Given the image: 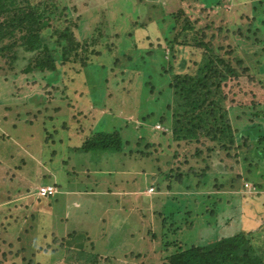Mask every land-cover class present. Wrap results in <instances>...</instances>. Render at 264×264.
I'll use <instances>...</instances> for the list:
<instances>
[{
    "label": "rangeland",
    "instance_id": "rangeland-1",
    "mask_svg": "<svg viewBox=\"0 0 264 264\" xmlns=\"http://www.w3.org/2000/svg\"><path fill=\"white\" fill-rule=\"evenodd\" d=\"M32 2L35 7L40 5L36 14L47 7L52 9L50 30L67 28L79 45L78 52L84 49L82 54L96 67L76 75L73 66L68 65L59 74L53 73L57 77L54 83L59 82L56 84L59 91H54L52 87L44 88L41 75L33 71L34 77H30L32 73H24L31 57L34 59V52L9 64L0 62L2 144L23 153L17 156L21 161H10L11 155L6 158L1 154L0 264H161L176 246L188 248L208 244L236 234L242 224L254 231L263 223L264 192L255 189L252 182H233L242 173L236 161L240 157L248 159L249 154L240 153L238 158L231 151V157H227L226 151L216 146L213 153H208L206 148H211L212 144L204 141L197 147L201 156L195 157L196 149L185 146V142H175L172 131L156 122L155 116L144 117L143 122L141 119L151 109H157L161 115L168 114L170 119L171 112L165 105L173 101V92L169 90L168 97L165 96L168 94L166 86L177 75H202L201 70L206 66L224 77L219 84L226 97L223 109H229L230 113L235 107L234 113L240 118L237 123L234 121L236 128L262 130L264 0ZM155 2L162 3L174 20L172 16V20L163 22V18L156 19L145 36H133L134 29L147 23V10L143 4ZM27 5L28 0H17L12 10L18 11ZM154 6L158 7V4ZM172 25H175V32ZM137 30V35L142 34ZM154 30L157 39L168 37L170 40L161 44L165 69L169 72L157 80L159 90L165 91H162L160 101L151 106L144 99L152 100L153 97L144 98V83L139 81L148 70L140 71L144 67L139 61V71L126 70L125 65L131 64L125 58L130 55L127 50L132 49L134 38L139 39L141 49L148 52L146 47L153 41ZM46 32L49 33V29ZM177 32L180 36L175 38ZM15 36L14 40L20 45L21 34L15 33ZM147 36L150 38L145 40ZM170 42L173 53L168 51ZM198 43H207L210 49L198 46ZM147 57L151 69L155 58ZM219 59H223L227 67L220 64ZM229 67L232 72L228 71ZM152 77L151 81H154ZM65 87L66 91L63 90ZM82 92L83 96L88 94L96 102L101 96L100 104L91 102L89 105V109H97V119L92 115L88 122L78 115L73 118L66 101L61 104L54 100L69 94L72 100L86 104ZM42 97L45 100L52 97V100L45 103ZM39 102L42 104L35 106ZM59 105L61 109L56 113L59 116L54 117L61 119L54 120L57 125L49 129L50 134H55L48 138V143L42 144L44 135L41 137L36 129L41 119L34 120L33 114L47 107L53 110ZM244 106L247 108H242ZM254 107L257 110L252 109ZM77 110L78 106L74 115ZM257 112L260 115H256ZM19 114L20 118L16 116ZM4 117L6 122L2 120ZM66 123L72 131L79 128L77 135L69 133L71 140L67 139L68 143L83 142L96 130L112 132L121 128V137L129 141L124 153L137 155L136 151L141 149L149 156L133 160L123 153L70 152L74 145L65 146ZM12 125L15 128H11ZM141 138L143 141L139 142ZM38 148L45 153H40ZM249 159L252 164L257 162L252 150ZM206 167H211L206 189L198 190L193 175L183 180L187 185L191 184L189 188L184 187V183L176 184L173 178L176 186L170 185L167 179L163 181L162 174L169 170L178 173V169L187 174L191 170L199 173ZM218 172H223L224 177L220 178L221 184L216 188L210 183L218 179ZM40 184L54 185L58 194L37 199L36 188L42 186ZM149 189L152 190L149 192ZM117 199L128 202H117ZM253 209L259 213L254 220ZM255 237L259 241L256 247L264 259V228L255 233ZM109 256L114 261H108Z\"/></svg>",
    "mask_w": 264,
    "mask_h": 264
},
{
    "label": "trees",
    "instance_id": "trees-1",
    "mask_svg": "<svg viewBox=\"0 0 264 264\" xmlns=\"http://www.w3.org/2000/svg\"><path fill=\"white\" fill-rule=\"evenodd\" d=\"M16 1L17 0H0V43L4 42L0 44V62L7 61L9 64L11 61L17 60L19 57H23L24 54H32L34 52V59L31 57V61L25 68L24 73L30 74L34 71V73L41 75L45 81L44 88L52 87L54 91H59L58 86L56 85L59 82L54 83L56 82L55 80L57 77H55L53 73L59 74L61 70H65L63 69L64 67H67L68 65L73 66L74 70H76V75L82 74V70H94L93 67L96 66L90 64L87 56L82 54L84 49H82V51L80 50L81 52H78L79 45L75 43L73 36L69 33L67 28H64L63 26L62 28L56 27L55 29L50 30V17L53 14L52 9L47 7L46 9L40 11V14H36L40 5L35 7V5L32 4V0H28L27 6L21 7L18 11H14L12 8L16 7ZM156 4H158V7H152ZM143 5L147 10L145 13L147 16V23L134 29L131 33L133 36L135 35L142 38L156 19L159 21L163 18L162 22L167 19L172 20V18L174 20L172 14L169 15L166 13L165 6L160 2H155L154 4L144 3ZM174 26L175 25H172V28L175 32L176 29H174ZM172 28L168 31L169 33H171ZM186 28L190 30L188 25ZM48 29L50 31L49 33L46 32ZM137 29L141 30L139 33L142 34L137 35ZM15 33L21 34V38H19V40H21L20 45H18L14 40L16 39ZM45 34L47 36H45ZM155 36L156 33L154 30L153 41L149 42L146 47L148 52H144V49H141L142 46L140 45L142 42L139 39L134 38L132 49L130 51L127 50L130 55L125 58L126 62L131 64L125 65L126 70L139 71L137 61L141 62L142 68H145L140 71L145 72L148 70V73L145 76L144 73L139 81L144 83V87H142L144 90V98L153 97L152 100L147 98L144 99V101H148L151 106H154V103H158L160 101V98L162 97L161 93L162 91H165L164 89L159 90V82H157V80L162 78V75H166L169 72L165 69L166 62L164 61V50H161L163 47L161 44L164 43V40L165 43L166 41L169 43L170 40L168 37H165L164 40H159L157 39V36ZM179 36V32L174 34L175 38H178ZM144 38L146 40V38L149 39L150 37L147 36ZM202 38H205V33L202 35ZM158 41H161L160 45H158ZM50 42H53L54 44L51 45ZM206 44L198 43V46L210 49V45ZM17 47L19 50H17ZM169 48L170 49H168V51L172 50L171 42ZM170 52L173 53V50ZM147 56H152V59L153 57L155 58V62L152 64L151 69H149L150 65L146 61L148 60ZM159 62H162V64H159ZM218 62L227 67L223 59H219ZM182 66L184 68V64ZM228 71L232 72V69L229 67ZM201 72L203 73L202 75L191 76L189 74H185L174 76L172 78V82L166 86L168 88V94L165 96L168 97L169 90H172L173 92V101H171V103L167 102L165 105V108L171 112L170 119L168 114L161 115L160 112L156 111L157 109H155V111L151 109L148 114H144L141 119L142 122L145 121L144 117L148 118L150 116H155L156 122H159L161 125L172 131L173 140L175 142H185V146H192V150L196 149L194 154L195 157L198 155L201 156L202 152L200 149H197V147L204 141L212 144L211 148H206L208 153H213V148L216 146L221 151H226L227 157H231V151H233L235 156L238 158L240 153L249 154L248 159H241L240 157L239 160L236 161V163L240 164L242 173L237 175L233 179V182L234 184L235 182H252L255 189L260 192H264V128H262V130L257 129V131L238 130L236 125H234V121L236 120L237 123L240 118L234 113L235 107L230 111V113L229 109L226 111L223 109V105L226 103V97L223 95L219 84L221 80H224V77H220L219 73L214 72L213 69H208L206 66L203 67ZM34 73H32L30 77H34ZM152 75L154 76V81H151L153 78ZM29 89H31L30 86ZM63 90L66 91V87ZM83 94L84 92L81 93L82 96ZM83 97L86 98V104L81 101L72 100L71 95L69 94H67L64 98L57 97L58 99L54 100L61 104L62 101H66V107L69 108V111L72 110L70 114H73V118H76L78 115L81 116L84 121H87L91 115V117L98 116L97 109L95 108V110H91L89 109V105H92L91 102L94 104H100V100L102 98L101 96L97 97L98 101L96 102V99H92L88 94ZM41 99L45 103H50L52 97L47 98L48 100H45L44 97ZM40 104H42V102L37 103L35 106H39ZM29 105L33 106V103H30ZM77 106L78 112L76 111V115H74L75 107ZM104 108L105 103L102 109ZM242 108H247V106ZM256 108L257 107H254L252 109ZM60 109V105L56 106L53 110L47 107L40 109L37 113L33 114L34 120L37 121L38 119H41L36 129L40 133L41 137L44 135L42 138V144L48 143V138L54 136L55 132L50 134L49 129L57 125H54V120L61 119V117H54L59 116L56 113L59 112ZM256 115H260L259 112H257ZM16 116L20 118V114ZM2 120L6 121V118L4 117ZM125 123L127 122L125 121ZM66 125L67 123L64 124V128ZM11 128L15 127L12 126ZM66 129L68 133L66 132L64 134L67 141V145L65 146L67 148L70 145H74L69 149L70 152L123 153L124 156H128L133 160H141L142 157L147 158L149 156V153H146L141 149L136 151L137 155L131 152L129 154L124 153L125 147L129 144V141L126 139L123 140L121 137L119 133L121 128L112 132L96 130L91 132V135L87 136L85 141L83 140V142L81 141L76 144H72L70 142L68 143V140H71V138H69V133L77 135L79 133V128L75 129L77 131H72L69 127H66ZM112 129H116V127H112ZM3 136L4 135H0L1 146H4L2 144L4 139ZM142 141L143 140L141 138L139 142ZM139 142L136 140L137 146L139 145ZM248 142L251 143V147ZM52 143L54 144V141H52ZM42 148L39 149V152L45 153V150ZM251 150L257 159L255 164L250 163L249 158ZM177 171L178 173L169 170L167 174H162L163 181L164 179H167L168 183L170 182V185L176 186V184H183V180L186 177L193 175L197 179L196 185L198 190L204 188L206 189V185L208 186L209 184V178L207 176L209 175L208 172L211 171V167H206L199 173H195L193 170L187 174H183L178 169ZM216 176H218V179L212 181L210 184H214L217 188L221 184L220 178H223L224 175L223 172H218ZM172 178L176 180V184L173 183ZM205 182L207 184H204ZM95 184L94 185L97 186V183ZM183 185L184 187L189 188L191 184L187 185L184 183ZM167 189H170V186H168ZM252 213L253 220L255 217L259 216V213L256 214L257 211L255 209H253ZM254 223L257 225L256 222ZM263 228L264 221L260 225H257L254 231H250L247 226L245 227V224H242L241 229L230 237L220 238L219 240L208 244L190 246L188 248L176 246L174 252L166 258V260H164V263L162 262L161 264H264V259L256 247V243H259V241L255 237V233L262 231ZM107 260L114 261L111 256H109Z\"/></svg>",
    "mask_w": 264,
    "mask_h": 264
},
{
    "label": "crops",
    "instance_id": "crops-1",
    "mask_svg": "<svg viewBox=\"0 0 264 264\" xmlns=\"http://www.w3.org/2000/svg\"><path fill=\"white\" fill-rule=\"evenodd\" d=\"M6 122V121H5ZM13 126V125H12ZM12 126H10V127H12ZM16 145H18V144H16ZM11 148H8L7 149V146H2L1 147V145H0V161H1V154L3 155V156H5L6 158L9 156V155H11V157H10V161H15V160H19V161H21L19 158H17V156H19L20 154H23L22 152H20V151H18V149L17 148H14V151H12V150H10ZM38 149H40V148H38ZM5 164H7V163H5ZM87 170H89V168L87 169ZM81 171H84V170H81ZM84 173V172H83ZM96 173V172H95ZM98 173H100V172H98ZM105 174H103V176H104ZM33 181V180H32ZM31 183V182H30ZM40 185H42V184H40ZM51 185V184H50ZM107 186H109V185H107ZM37 188H38V186H37ZM37 188H36V190H37ZM95 189H96V186L94 187ZM85 192H87L86 190H85ZM57 194H58V192H57ZM56 194V195H57ZM51 198V197H50ZM37 199H39V200H41V199H45V198H37ZM48 199V198H47ZM127 201V199H125V200H121V199H117V202H120V201ZM128 202V201H127ZM119 204H121V205H123L124 203H119Z\"/></svg>",
    "mask_w": 264,
    "mask_h": 264
},
{
    "label": "built area",
    "instance_id": "built-area-1",
    "mask_svg": "<svg viewBox=\"0 0 264 264\" xmlns=\"http://www.w3.org/2000/svg\"><path fill=\"white\" fill-rule=\"evenodd\" d=\"M152 189H149V192ZM57 194V188L53 185H42L39 186L36 190L37 198H50Z\"/></svg>",
    "mask_w": 264,
    "mask_h": 264
},
{
    "label": "clouds",
    "instance_id": "clouds-1",
    "mask_svg": "<svg viewBox=\"0 0 264 264\" xmlns=\"http://www.w3.org/2000/svg\"><path fill=\"white\" fill-rule=\"evenodd\" d=\"M54 186V185H53ZM56 195V194H55Z\"/></svg>",
    "mask_w": 264,
    "mask_h": 264
}]
</instances>
